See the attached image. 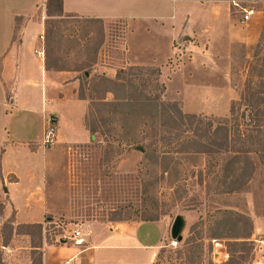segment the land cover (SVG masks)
<instances>
[{"label": "rangeland", "instance_id": "1", "mask_svg": "<svg viewBox=\"0 0 264 264\" xmlns=\"http://www.w3.org/2000/svg\"><path fill=\"white\" fill-rule=\"evenodd\" d=\"M228 1L232 15L241 22V30L245 29L247 10L254 11L250 19L262 20L259 39L254 44L234 43L228 51L216 49L213 53L199 39L176 40L170 70L177 71L182 63H199L216 68L224 82L219 86H181L177 81L176 90L188 95L173 100L165 93L163 100L169 104L157 109L102 103L137 96L135 89L128 86L125 91H112L114 87L106 78L115 79L120 69L160 68L127 64L126 36L132 25L123 20L75 15L48 19L45 50L49 42L51 62L59 59L61 66L77 74L78 96H84L87 105L86 127L96 125L98 131L87 143L66 141L45 146L46 176L41 186L30 190V201L42 205L32 216L26 212L32 221L20 222L18 210L2 197L0 264H41L48 242L66 238L78 223H114L127 217L142 220L158 216L171 228L179 215L185 219L183 240L176 247H168L164 245L172 237L164 239L154 264L252 263L260 249L258 240L264 238V230L257 231L255 224L256 218H264V156L260 155L263 147L249 145L251 150L260 149L258 154L249 153L251 159L246 158L247 152L240 153L237 166L244 167L249 162L251 179L246 185L241 184L237 192H227L230 187L224 184V162L220 161L223 153L219 155L215 150L225 148V130L220 126L226 121L220 118L230 115L232 103L240 100L239 94L246 85L255 90L263 88L264 0ZM197 57L202 60L194 61ZM215 57L219 58L217 64ZM200 70L203 73L198 67L191 72ZM85 71L89 72L88 77H84ZM141 77L147 80V87L141 86L140 77H132L133 83L145 95L155 96L156 76L146 71ZM236 108L243 111L239 103ZM192 114L196 116L190 117ZM228 124L231 139L239 138L234 119ZM241 129L248 130L244 125ZM252 133L255 140L264 141V132L254 129ZM231 143L235 144L232 140ZM142 144L153 145L144 153L135 148ZM236 146L242 150L239 141ZM237 178H242L241 171L233 177ZM35 223H41L42 229L30 225Z\"/></svg>", "mask_w": 264, "mask_h": 264}, {"label": "crops", "instance_id": "2", "mask_svg": "<svg viewBox=\"0 0 264 264\" xmlns=\"http://www.w3.org/2000/svg\"><path fill=\"white\" fill-rule=\"evenodd\" d=\"M63 9L64 15L132 25L126 36L127 64L160 67L166 94L173 100L188 95L176 90L177 81L181 86L224 82L216 68L199 63H182L177 71L170 70L176 40L196 38L208 46V52L228 51L234 43H256L262 27V20L253 17L243 22L241 30L228 0H64ZM48 17L47 0H0V201L7 199L18 210V220L25 223L32 221L26 212L32 216L42 205L30 201V190L41 186L48 170L42 138L49 118L58 128L56 143L91 139L77 74L46 69L42 35ZM214 60L217 64L219 58ZM194 67L203 73L191 72ZM255 224L257 231L264 230V218H256ZM83 231L84 244H47L42 263L154 264L163 240L171 236L165 219L93 220L83 223ZM258 241L260 249L250 264H264V238Z\"/></svg>", "mask_w": 264, "mask_h": 264}, {"label": "trees", "instance_id": "3", "mask_svg": "<svg viewBox=\"0 0 264 264\" xmlns=\"http://www.w3.org/2000/svg\"><path fill=\"white\" fill-rule=\"evenodd\" d=\"M63 1L64 0H47V13H48V19H52L54 17H63L64 15V9H63ZM48 19L46 20V25L48 22ZM91 19V18H88ZM46 69L47 70H67L63 66L59 64V59H56L54 62H51L50 60V45L48 42L47 50H46ZM148 72L150 75H155V81L158 88V93L155 96H147L144 94V92L140 89L139 86H136L133 83L132 77H140V83L142 87H147V80H145L141 75H143L145 72ZM262 72V71H260ZM89 72H84V77H88ZM161 70L157 67H144V66H131L129 69H120L117 73V76L115 79H108L113 85V92L117 90H124V88L130 87L132 89H135L136 95H130L126 96L124 98H116V101L113 102H102L104 104H111L112 106H128L130 108H136L139 107L140 109L145 110L146 108H155L157 109L160 106H165L166 103L163 100V96L166 93V84L161 81ZM128 81V82H127ZM144 81V82H143ZM263 88L260 90H255L251 85H246V89L244 92L240 93V100L234 101L232 103L231 109H230V115L228 117H222L220 120L226 121V124L221 125V129L225 130V148L223 151L215 150L219 153V155L222 154L221 160L224 162V174L226 176V180L224 184L230 187V191L227 192H237L239 191L240 185L249 182L251 179V175L249 173V162L248 165L244 167L237 166L240 160V153L247 152V159H251L252 156H250L249 153L252 151L256 154L259 153L258 148L251 150V147L249 145H259L260 147H263V152L260 153L261 156H264V141L261 138H258L255 140L253 135V130L257 129L258 132L262 133V129H264V84H262ZM81 98L84 99V96ZM239 103L241 105V108H243V111L240 113L239 110L236 108V104ZM173 105H177V103H170ZM182 113V112H181ZM151 115L148 113L147 118H149ZM195 114L190 115V117H195ZM230 119H234V127H236L239 138L237 139H231L230 135V126L228 122ZM242 125L246 126L248 130L250 129L251 132L249 133L248 130L246 132H241ZM90 130L91 136L94 135L98 129L96 125H93L92 127H88ZM154 135H157L156 132ZM234 141L235 144L231 143ZM239 141L240 144L243 146L242 150H238L240 148H237L236 142ZM153 144L150 145H137L135 148L138 150L143 151L144 153H147L149 147H151ZM224 145V144H223ZM248 146V148H245L244 146ZM221 148H223L221 146ZM220 149V148H219ZM220 151V152H219ZM219 158V157H218ZM228 160V161H227ZM248 161V160H247ZM221 166V165H220ZM238 171L242 172V178L233 179V177L237 174ZM231 178V179H230ZM232 211H227L226 213H231ZM160 219L157 217H147L142 220L149 221V220H158ZM121 221H129L132 220V218L127 217V219H120ZM30 225H36L39 228L42 229L41 223H35ZM65 240V242H68L69 240L65 238H60L59 242L56 241V238H53L51 241L48 242V245H54V244H60L63 243L62 241ZM41 264L42 260H41Z\"/></svg>", "mask_w": 264, "mask_h": 264}, {"label": "built area", "instance_id": "4", "mask_svg": "<svg viewBox=\"0 0 264 264\" xmlns=\"http://www.w3.org/2000/svg\"><path fill=\"white\" fill-rule=\"evenodd\" d=\"M252 11H246V14L244 15V19L245 21L250 19ZM45 36L42 35V39H44ZM44 53V52H41ZM57 125L54 122V120L52 118H49L47 126L44 130L43 133V138H42V142L44 146H51L53 144L56 143V139H57ZM67 240L73 242L74 244H84L86 243V237H85V233L83 231V224H75L74 229H72V231L70 232L69 235L66 236ZM179 241L177 239L171 238L169 240V242L167 244H165L164 246H168V247H176L178 245ZM70 260L66 261L65 264H69Z\"/></svg>", "mask_w": 264, "mask_h": 264}, {"label": "water", "instance_id": "5", "mask_svg": "<svg viewBox=\"0 0 264 264\" xmlns=\"http://www.w3.org/2000/svg\"><path fill=\"white\" fill-rule=\"evenodd\" d=\"M185 228V219L183 216L179 215L175 218L172 226H171V237L177 239L178 241L183 240V230ZM62 242H65L63 240Z\"/></svg>", "mask_w": 264, "mask_h": 264}]
</instances>
